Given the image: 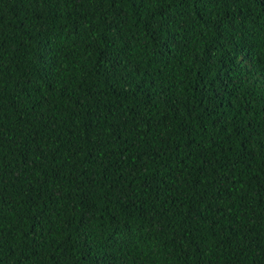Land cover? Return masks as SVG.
<instances>
[{
	"label": "trees",
	"instance_id": "obj_1",
	"mask_svg": "<svg viewBox=\"0 0 264 264\" xmlns=\"http://www.w3.org/2000/svg\"><path fill=\"white\" fill-rule=\"evenodd\" d=\"M0 264H264V0H0Z\"/></svg>",
	"mask_w": 264,
	"mask_h": 264
}]
</instances>
